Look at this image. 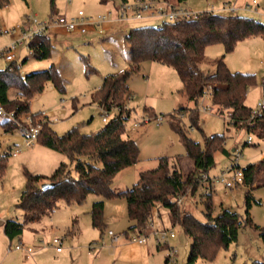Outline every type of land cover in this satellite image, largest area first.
<instances>
[{
  "label": "rangeland",
  "instance_id": "374dc122",
  "mask_svg": "<svg viewBox=\"0 0 264 264\" xmlns=\"http://www.w3.org/2000/svg\"><path fill=\"white\" fill-rule=\"evenodd\" d=\"M122 2L123 0H108L106 3H101L100 0H55L54 13L51 12L50 0H7L6 4L0 5V49L20 36L18 27L28 25L29 15L51 25V18H72L80 10L87 19L111 14L110 20L99 26L88 25L85 33L68 31L63 26L48 27L46 34L52 45L51 56L48 58L37 59L32 56L29 47H23L15 60L0 59V69L15 62L22 75L45 70L52 63L55 64L64 80V91H59L51 81H47L44 89L30 99L29 108L32 113L44 111L51 120L49 125L58 134H63L73 126L86 134L102 128L105 115L96 103L91 102V95L101 86L104 76L127 69L126 52L129 45L125 34L128 29L154 25L157 21L146 18L130 21L118 19L117 9ZM250 2L251 0H187L182 6L196 13L213 11L264 21V0H257L252 9H246V4ZM233 6L235 9H231ZM5 31L13 32L14 37L8 36ZM204 54L205 62L201 64V68L206 72H212L214 67L211 62L224 54V61L232 72L255 75L256 83L249 87L245 98V104L255 109L257 103L264 99V36L245 38L236 44L233 51L226 54L221 43H213L205 48ZM128 84L131 98L127 100L130 117L126 122V134L137 142L139 159L114 177L112 188L115 191L130 188L137 181L139 171L156 167L158 158L162 156L168 157L171 162L178 156L180 171L186 176L193 170V163L186 156L182 139L170 126V114L181 106L193 108L195 104L179 93L182 84L176 71L157 62L145 61L139 71L131 75ZM73 104H76V108ZM197 107V126L190 127L187 111L174 119L180 121L188 137L201 144L205 136L225 135V148L231 151L230 155L218 151L214 153L215 166L209 170L208 175L219 174L237 153L240 156V168L264 158V138L248 132L244 127L236 128L227 124L229 112L219 113V109L206 96L198 100ZM114 114L115 111H110L106 119L109 120ZM159 117L160 120H157ZM2 120L0 117V122ZM248 136H251L252 141L247 143ZM0 143V154L6 150L11 152L0 176V220L13 218L23 221V210L17 204L25 186V169L49 175L61 161L71 164L67 155L39 142L32 147H24L17 155H13L16 145H21L20 133L16 130L5 132L1 125ZM247 189H250L253 198L258 201L252 202L249 208L251 221L264 228V184L261 178L250 187L238 184L224 189L218 183L212 185V216H217L222 208H228L244 217V196ZM203 190L201 182L194 194L187 193L181 197V208L200 221L207 220L203 203L207 195L202 194ZM98 198L95 194H89L80 204L60 201L53 212L38 222L25 225L21 235L11 240L0 226V263L22 264L36 261L37 264H166L165 259L172 248L176 264H185L190 238L180 225H171L166 209L161 208L160 213L154 215L156 217L153 224H149L143 234L128 232L125 235L124 230L132 223L127 217L125 198L104 200L102 229L92 226L90 215L92 202ZM154 229H166L168 234L172 231L175 236L168 237L167 243L159 245L151 234ZM109 231L118 235L116 241H112ZM142 236L147 240L144 244L137 241ZM54 237L62 238L61 245L57 244L61 246L62 253H57L56 245L51 244ZM19 239L24 248L16 250L14 247ZM255 260H264V248L258 231L246 226L239 231L236 241L227 247H219L211 259L199 257L196 264H252Z\"/></svg>",
  "mask_w": 264,
  "mask_h": 264
},
{
  "label": "trees",
  "instance_id": "16d2710c",
  "mask_svg": "<svg viewBox=\"0 0 264 264\" xmlns=\"http://www.w3.org/2000/svg\"><path fill=\"white\" fill-rule=\"evenodd\" d=\"M107 1L100 0L101 3ZM160 1L182 6L187 0ZM6 2L0 0V5ZM54 2L50 0L52 13ZM255 35L264 36L262 21L249 16L223 15L213 11L199 12L195 18L129 28L125 34L129 45L127 69L104 76L101 86L91 95V102L96 103L103 114L107 115L110 111H115V114L109 120L106 119L98 131L87 134L80 132L77 126L58 134L48 122L43 124L37 143L67 155L72 167L61 161L49 175L25 169V186L17 204L23 210L24 218L23 221L8 218L3 222V232L8 239L21 235L25 225L38 222L53 212L60 201L80 204L87 195L95 194L99 198L92 202L90 215L92 226L100 229L104 225V200L125 198L127 217L132 222L124 230L125 235L128 232L143 234L150 224V218L160 213L161 208L166 209L171 225H180L190 238L185 264H196L199 257L213 258L219 247H227L236 241L239 231L246 226L258 231L264 248V228L254 225L249 215L251 203H258L250 189H247L244 196V217L228 208H222L217 216H212L210 194L203 199L206 221H200L192 213L183 210L181 203L176 202L187 193L194 194L201 183V175L208 174L215 166V152L231 154L224 145L225 135L205 136L201 144L188 137L180 121L174 119L187 111L190 127L197 126V102L204 95L209 96L219 113L229 112L227 124L236 128L244 127L248 132L264 138V117H252V108L245 104L249 87L256 83L255 75L232 72L224 61V54L211 62L214 67L212 72L201 68L208 45L221 43L226 54L233 51L239 41ZM29 48L32 56L37 59L50 57V37L46 33L35 36ZM145 61L173 68L182 84L179 93L195 104L193 108L181 106L170 114V126L182 139L186 156L192 160L193 170L183 176L178 156L172 162L162 156L158 158L156 167L139 171L137 181L130 188L115 191L112 188L114 177L139 159L137 142L126 134V122L130 117L127 100L131 98L128 81ZM47 81H51L59 91H64V80L54 63L45 70L22 75L19 66L10 62L0 69V106L17 115L30 112V99L44 89ZM73 105L76 108V104ZM145 111L148 113L147 109ZM0 125L5 132L15 130L9 121L2 120ZM9 155L10 150L0 154V176ZM241 169V184L250 187L258 178L264 184V158L248 163ZM47 182L54 183V186L41 189L40 185ZM252 264H264V260H255Z\"/></svg>",
  "mask_w": 264,
  "mask_h": 264
},
{
  "label": "built area",
  "instance_id": "2783aa9c",
  "mask_svg": "<svg viewBox=\"0 0 264 264\" xmlns=\"http://www.w3.org/2000/svg\"><path fill=\"white\" fill-rule=\"evenodd\" d=\"M257 3V0H251L250 3L246 4V9H252V7ZM225 6L230 7L225 4ZM231 9H235V7H231ZM117 17L120 20L130 21V20H138L142 18H154L160 20L159 23L166 22H174L180 21L190 18H195L198 13L193 12L181 5L168 3L166 1L160 0H134L133 2L123 1L117 9ZM111 14H103L97 15L90 19L84 17L83 12L80 10L75 17L68 18H57L53 19L51 25L45 21H39L34 16H27L28 25L25 27H18V31L21 32L20 36L16 39H12L11 42L0 49V59L3 58L6 61H13L16 59L17 54L23 47H29L31 40L37 35H43L46 33V29L50 26H63L68 31L77 30L80 33H85L88 25L99 26L102 22L110 20ZM262 25L264 26V21H262ZM5 34L8 36L14 37L13 32L5 31ZM262 87L264 89V78L262 80ZM206 98H209L208 95H204ZM205 108V107H203ZM103 117V120H106V114ZM252 117H264V99L259 101L256 105L255 109L251 111ZM0 117L9 121L11 124L15 126V130L20 133L21 136V145H16V148L12 152L13 155H17L18 152L24 147H32L37 142V137L40 133V130L45 123H50L51 120L48 118L47 114L44 111H40L37 113L26 112L20 115H17L14 111H6L2 106H0ZM160 120V117L157 118ZM143 121H148V119H143ZM251 136L247 137V142H251ZM239 154L234 155V159L225 165L219 172V174L215 176H210L206 173L201 175V182L203 185L202 194L208 195L212 191V185L218 183L222 185L224 189H230L238 184L243 182V171L238 166ZM177 204L181 203V197L176 200ZM156 216H152L150 218V225L153 224ZM108 234L111 236L112 241H116L118 239V235L114 234L112 231H109ZM154 236V240L157 244L167 243L168 237L173 238L175 234L166 229H154L151 232ZM138 243L144 244L146 243V238L144 236L137 238ZM62 238L54 237L51 240V244L56 245V251H60L61 246H57V244L61 245ZM19 250L24 248V244L19 239L18 243L14 247ZM166 264H176L175 252L172 248H170V252L167 255Z\"/></svg>",
  "mask_w": 264,
  "mask_h": 264
},
{
  "label": "crops",
  "instance_id": "0c3cea01",
  "mask_svg": "<svg viewBox=\"0 0 264 264\" xmlns=\"http://www.w3.org/2000/svg\"><path fill=\"white\" fill-rule=\"evenodd\" d=\"M184 4V3H183ZM182 4V5H183ZM146 19H150V20H153L154 18H146ZM156 24H158L160 22V20L156 19ZM126 60H127V64H128V51L126 52ZM53 171V170H52ZM6 220V218L4 220H0V226L3 228V222ZM32 229V228H31ZM33 230V229H32ZM21 240V239H20ZM23 243V242H22ZM17 250V249H16ZM20 250V249H19ZM56 251V249H55ZM57 253H62L63 250L61 249L60 251H56ZM1 264V263H0ZM22 264H37L36 261H31V262H23Z\"/></svg>",
  "mask_w": 264,
  "mask_h": 264
},
{
  "label": "water",
  "instance_id": "95a60500",
  "mask_svg": "<svg viewBox=\"0 0 264 264\" xmlns=\"http://www.w3.org/2000/svg\"><path fill=\"white\" fill-rule=\"evenodd\" d=\"M234 150V149H233ZM54 186V183H51V182H47V183H42L40 185L41 189L43 190H46V189H49V188H52Z\"/></svg>",
  "mask_w": 264,
  "mask_h": 264
}]
</instances>
